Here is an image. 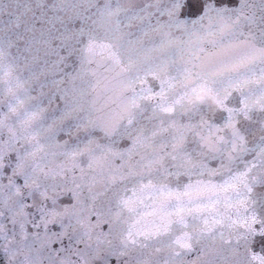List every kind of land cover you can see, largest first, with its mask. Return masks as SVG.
Returning a JSON list of instances; mask_svg holds the SVG:
<instances>
[{
	"label": "snow or ice",
	"instance_id": "1",
	"mask_svg": "<svg viewBox=\"0 0 264 264\" xmlns=\"http://www.w3.org/2000/svg\"><path fill=\"white\" fill-rule=\"evenodd\" d=\"M0 264H264V0H0Z\"/></svg>",
	"mask_w": 264,
	"mask_h": 264
},
{
	"label": "clouds",
	"instance_id": "2",
	"mask_svg": "<svg viewBox=\"0 0 264 264\" xmlns=\"http://www.w3.org/2000/svg\"><path fill=\"white\" fill-rule=\"evenodd\" d=\"M175 33L166 29L163 33L162 38L165 40H172ZM186 103L188 106H203L212 109H216L219 106V97L210 92L205 85L187 89Z\"/></svg>",
	"mask_w": 264,
	"mask_h": 264
}]
</instances>
